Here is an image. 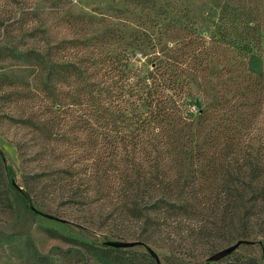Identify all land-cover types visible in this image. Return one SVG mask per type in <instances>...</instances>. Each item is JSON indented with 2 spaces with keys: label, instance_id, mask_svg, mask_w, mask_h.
Masks as SVG:
<instances>
[{
  "label": "trees",
  "instance_id": "16d2710c",
  "mask_svg": "<svg viewBox=\"0 0 264 264\" xmlns=\"http://www.w3.org/2000/svg\"><path fill=\"white\" fill-rule=\"evenodd\" d=\"M140 4L157 7L156 0H140ZM0 23H5L4 30L9 26V19L4 20L1 13ZM259 30L247 26L243 37L228 35V40L241 43L239 48L246 52L257 51L264 40ZM191 32L186 50H164L161 37L152 33L134 34L130 42L110 50L104 45L106 33L90 40L65 39L50 44L42 38L44 32L33 30L19 37L40 38L37 43L42 40L45 44L22 51L10 44L11 40L7 42L4 33L0 56L26 65L20 94L29 97V81H34L36 90L50 102L51 113L63 110L72 99L61 96L62 84L80 86L89 135L101 136L104 146L113 147L112 164L96 167V173L101 176V172L106 186L117 194L110 198L119 207L103 218L104 223L114 219L109 232L115 240L168 247L191 257H211L240 240L259 237L264 230L257 208L264 206V154L258 157L242 147L229 154L232 142L241 136L242 119L239 122L233 114L258 103L264 73H249L241 63L236 84L240 87L242 81L247 82L246 94L235 98L239 90L233 89L231 98L222 95L214 105L195 108L192 78L206 76L208 50L203 38L195 30ZM115 33L108 32L110 36ZM113 37L124 41L121 34ZM138 55L145 57V63H138ZM0 83L13 86L15 82L6 77ZM2 164L0 158V177ZM57 174L63 175L61 181L74 183L78 173L67 169ZM40 175L31 180L35 182ZM85 185L77 193L91 189L89 182ZM28 186L30 191L36 187ZM80 195L85 204L94 202L87 194ZM0 199L7 198L0 195ZM80 244L115 264H161L129 254V248ZM210 264L261 263L238 257Z\"/></svg>",
  "mask_w": 264,
  "mask_h": 264
},
{
  "label": "rangeland",
  "instance_id": "374dc122",
  "mask_svg": "<svg viewBox=\"0 0 264 264\" xmlns=\"http://www.w3.org/2000/svg\"><path fill=\"white\" fill-rule=\"evenodd\" d=\"M8 1L0 0V13L4 20L9 19L5 30V23H0V49L5 46L4 33L5 40H11L18 51L43 46L42 40L37 43L40 38L19 37L36 30L44 32L42 38L50 44L65 39L90 40L106 33L104 45L110 50L130 42L134 34L152 33L161 37L164 50H186L185 44L193 37L191 30H195L208 50L206 76L202 80L192 78L195 108L214 105L222 95L231 98L233 89L239 90L235 98L246 94L248 83L242 81L240 87L236 84L241 63L249 73H264V40L260 49L250 52L241 50V43L231 44L228 40V35L243 37L247 26L260 27L259 33L264 34V0H156L155 8L141 5L140 0ZM111 30L116 32L114 35L121 34L124 41L110 36ZM138 63H145V57L138 55ZM25 70L21 60L0 56V80L10 77L15 82L13 86L0 83V195L7 198L0 199V264H115L80 244L117 242L109 232L114 219L106 223L103 219L119 207L110 198L117 194L106 186L103 174L96 173V167L103 169V164H112L113 147L104 146L101 136L89 135L80 86L62 84L61 96L72 99L66 101L63 110L51 113L50 102L36 90L32 77L28 88L31 95L20 94ZM233 117L239 122L242 119V124L241 136L232 142L230 156L241 147L263 156L264 83L258 103L239 108ZM67 169L77 171L74 183L59 179L63 175L57 173ZM36 174L41 177L33 182L31 178ZM88 182L91 189L77 193ZM28 183L36 185L35 189L30 191ZM80 194H87L94 202L85 204ZM257 208L264 228V206ZM135 242L128 253L143 255L149 262L154 261L150 253L153 250L161 264H210L238 257L255 258L264 264V230L259 237L242 240L233 252L211 257H191L168 247Z\"/></svg>",
  "mask_w": 264,
  "mask_h": 264
},
{
  "label": "water",
  "instance_id": "95a60500",
  "mask_svg": "<svg viewBox=\"0 0 264 264\" xmlns=\"http://www.w3.org/2000/svg\"><path fill=\"white\" fill-rule=\"evenodd\" d=\"M242 243V240L236 242L235 244H233L232 246L220 251L219 253L215 254L214 256H217L219 254H225V253H231L233 252L235 249H237L240 244ZM137 244V242L135 241H130V242H124V241H117L116 243H110L109 245L114 246V247H122V248H131L134 247ZM150 253L152 254L153 258L157 261L160 262V258L159 256L156 254L155 251L150 250Z\"/></svg>",
  "mask_w": 264,
  "mask_h": 264
}]
</instances>
